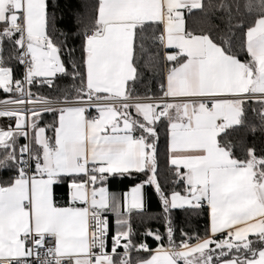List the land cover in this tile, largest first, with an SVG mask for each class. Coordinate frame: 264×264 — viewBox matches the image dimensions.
<instances>
[{
  "label": "snow or ice",
  "instance_id": "snow-or-ice-1",
  "mask_svg": "<svg viewBox=\"0 0 264 264\" xmlns=\"http://www.w3.org/2000/svg\"><path fill=\"white\" fill-rule=\"evenodd\" d=\"M241 6L257 12L247 25L233 16ZM49 7L0 0V264H264V155L249 147L237 158L227 139L241 127L264 131V0L209 4L223 13L215 36L211 20L199 34L185 26L186 14L205 11L204 0H95L89 22L78 12L66 29ZM150 29L153 45L175 51L163 56L161 94L140 96L139 61H160L159 49L146 47ZM234 29H246L244 61ZM73 36L82 37L79 62ZM5 43L20 78L5 62ZM61 76L71 77V91L41 93ZM249 110L257 124H248ZM46 113L52 124H43ZM161 128L166 169L182 191L161 185ZM5 171L14 175L4 180ZM117 178L139 182L118 198L109 191ZM65 185L62 206L56 191ZM146 187L160 200L164 233L132 227L133 215L145 221ZM205 205L204 236L181 228L177 240L173 212L199 215Z\"/></svg>",
  "mask_w": 264,
  "mask_h": 264
},
{
  "label": "trees",
  "instance_id": "trees-1",
  "mask_svg": "<svg viewBox=\"0 0 264 264\" xmlns=\"http://www.w3.org/2000/svg\"><path fill=\"white\" fill-rule=\"evenodd\" d=\"M217 0H204L205 3V11L201 12L199 10H194L191 14H186V21L185 26L186 29L194 34H199L201 31L207 32L209 31L211 25H218L219 28H213L212 32L215 36L217 31L220 29H224V23L219 19L222 12L216 11L213 14V10L208 7L209 4L216 3ZM244 0H240L241 5H243ZM255 4L257 0H252ZM50 13H54L56 20L58 21L57 28L58 29H66V28H73L75 25L71 24L70 21L74 14L82 13L83 14V22L87 24L89 19L92 15H94L93 5L95 4V0H86L87 7L84 6L82 0H49ZM233 16L236 17L239 21L243 22L244 25L251 23V21L257 15V12L254 10L251 14L241 6L239 12L236 11L235 8L232 9ZM209 20H211V25L209 24ZM246 29H239L233 30V45L234 49L240 52L239 58L244 61L247 59L246 52H243L239 48L240 39L242 37L243 31ZM153 29H150L147 32V36L149 39L146 41V47L152 53H155L157 49H159L160 53V61L158 65H155L150 68L144 67V60H140L138 63V68L141 73V79H139L135 84V93L143 96L146 93L154 94L159 96L160 93V84L164 82V74L166 69V62L163 59L164 50L159 48L158 45H153L150 37L152 35ZM158 34V33H157ZM53 38L57 39L58 42L63 39L62 36L59 35V31L53 34ZM81 43L82 37L80 36H73L70 37L68 40V44L71 47L75 48L74 59L76 61H80L82 56L81 50ZM12 52V46L8 43L4 45V52L3 56L5 58V62L13 67L16 77H19L22 73L21 66L16 63V61L12 60L9 61L8 57ZM65 60L67 57L65 56ZM73 80L71 77L61 76L56 80V88L55 89H48L47 87L41 89V93L45 96L55 97L58 94H62L65 90L71 91L73 88ZM76 85H79V80L75 81ZM36 91V89H33ZM54 116L50 113L44 114L43 124H52L54 122ZM247 122L249 125L257 124L258 121L254 118V114L249 110L247 113ZM51 135V133H48ZM229 139L232 144L234 145L235 156L237 158L243 159L245 157L246 149L249 147H254L256 150L257 156L264 155V131L257 130L253 135L249 128L241 127L235 131H231L230 136L227 138ZM24 143L23 140L20 141ZM166 146H167V137L164 128L160 129V140H159V164H160V171L161 177L160 182L163 187V190L166 193H170L171 191H182V184H173L171 182V178L166 169ZM14 175L11 171H5L2 173V178L7 180L8 177ZM142 179V177L140 178ZM139 179H113L109 183V191L117 196L118 198H122L125 193L130 190L135 183H138ZM67 186L58 188L56 191V200L59 205L67 206ZM145 201H146V213H145V221L144 223L141 222V219L136 215L132 216L131 224L133 229L137 233L143 232L145 226L151 227L152 229H159L161 233H164L165 229L163 227V222L161 220L162 216V208L161 203L156 195L155 191L151 187L145 188ZM207 208L204 207L203 211L196 215L195 213H186L182 210H176L173 212V222L174 227L177 229L176 237L177 240L180 239V232L179 229L183 228L186 232L190 235L199 233V235L204 236L205 230L208 225V215H207ZM113 221L112 228L115 231V224L114 220L115 217H110ZM110 237H109V246H110ZM137 241L141 239L139 235L135 238ZM165 239V243H166ZM147 243L152 247H156V242L152 238L147 239Z\"/></svg>",
  "mask_w": 264,
  "mask_h": 264
},
{
  "label": "crops",
  "instance_id": "crops-1",
  "mask_svg": "<svg viewBox=\"0 0 264 264\" xmlns=\"http://www.w3.org/2000/svg\"><path fill=\"white\" fill-rule=\"evenodd\" d=\"M0 31H2V28H0ZM163 50H164V53H165V51H167V52H169V53L175 51V50H172V49H169V50H165V49H163ZM168 66H170V64H169ZM166 72H167V67H166V69H165V74H166ZM165 74H164V82H165ZM130 190H131V188H130ZM130 190H128V192H129ZM206 208H207V206H206Z\"/></svg>",
  "mask_w": 264,
  "mask_h": 264
},
{
  "label": "built area",
  "instance_id": "built-area-1",
  "mask_svg": "<svg viewBox=\"0 0 264 264\" xmlns=\"http://www.w3.org/2000/svg\"><path fill=\"white\" fill-rule=\"evenodd\" d=\"M21 69H22V72H23V67L21 66ZM22 74V73H21ZM21 76V75H20ZM20 76L19 77H17V78H20ZM9 123H11V122H9ZM206 206V205H205ZM51 242L49 241V244H50ZM110 243H111V239H110Z\"/></svg>",
  "mask_w": 264,
  "mask_h": 264
}]
</instances>
